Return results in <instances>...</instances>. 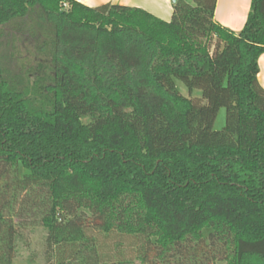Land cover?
I'll return each instance as SVG.
<instances>
[{
    "label": "trees",
    "instance_id": "16d2710c",
    "mask_svg": "<svg viewBox=\"0 0 264 264\" xmlns=\"http://www.w3.org/2000/svg\"><path fill=\"white\" fill-rule=\"evenodd\" d=\"M216 1L176 0L166 22L0 0L19 64L0 65V264L27 225L46 230V263L264 264V0L238 33ZM94 231L137 238L136 263L103 262Z\"/></svg>",
    "mask_w": 264,
    "mask_h": 264
},
{
    "label": "rangeland",
    "instance_id": "374dc122",
    "mask_svg": "<svg viewBox=\"0 0 264 264\" xmlns=\"http://www.w3.org/2000/svg\"><path fill=\"white\" fill-rule=\"evenodd\" d=\"M5 33V32H4ZM0 34V65L4 69L5 78H13L19 73V64L16 62L17 53L14 52L15 46L10 36ZM17 49L21 52V56H29V50L25 43L16 42ZM30 44V43H29ZM213 49H211L212 52ZM176 87L185 97L197 99L201 104L204 101L200 98L199 92L187 93V89L178 81ZM225 123V110L220 108L217 112L213 129L221 130ZM24 170H20L23 174ZM21 235L16 242V255L13 264H55L53 259L46 263L45 255V237L46 230L36 225H27L19 230ZM96 239V247L99 257L103 262L113 263L118 261H131L136 263V252L139 246L137 238L120 235L116 232L108 234H100L94 231ZM218 264H225L221 262Z\"/></svg>",
    "mask_w": 264,
    "mask_h": 264
},
{
    "label": "crops",
    "instance_id": "0c3cea01",
    "mask_svg": "<svg viewBox=\"0 0 264 264\" xmlns=\"http://www.w3.org/2000/svg\"><path fill=\"white\" fill-rule=\"evenodd\" d=\"M84 6L96 8L102 5H120L140 8L163 21H170L172 15L171 0H74ZM251 0H217L214 9V21L219 25L238 33L243 28L250 9ZM257 80L264 89V54L258 59Z\"/></svg>",
    "mask_w": 264,
    "mask_h": 264
},
{
    "label": "water",
    "instance_id": "95a60500",
    "mask_svg": "<svg viewBox=\"0 0 264 264\" xmlns=\"http://www.w3.org/2000/svg\"><path fill=\"white\" fill-rule=\"evenodd\" d=\"M176 0H171L172 3H174Z\"/></svg>",
    "mask_w": 264,
    "mask_h": 264
}]
</instances>
